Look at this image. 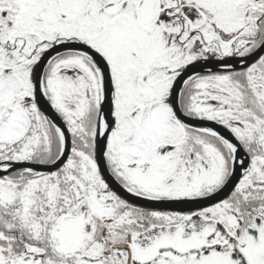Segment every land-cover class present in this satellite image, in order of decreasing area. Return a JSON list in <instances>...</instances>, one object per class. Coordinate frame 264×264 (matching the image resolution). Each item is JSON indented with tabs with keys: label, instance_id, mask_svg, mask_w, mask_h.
<instances>
[{
	"label": "snow or ice",
	"instance_id": "1",
	"mask_svg": "<svg viewBox=\"0 0 264 264\" xmlns=\"http://www.w3.org/2000/svg\"><path fill=\"white\" fill-rule=\"evenodd\" d=\"M0 264H264V0H0Z\"/></svg>",
	"mask_w": 264,
	"mask_h": 264
}]
</instances>
